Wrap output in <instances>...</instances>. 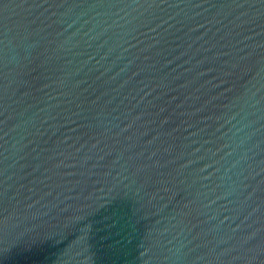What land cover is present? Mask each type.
<instances>
[{"label":"water","instance_id":"1","mask_svg":"<svg viewBox=\"0 0 264 264\" xmlns=\"http://www.w3.org/2000/svg\"><path fill=\"white\" fill-rule=\"evenodd\" d=\"M0 264H264V0H0Z\"/></svg>","mask_w":264,"mask_h":264}]
</instances>
